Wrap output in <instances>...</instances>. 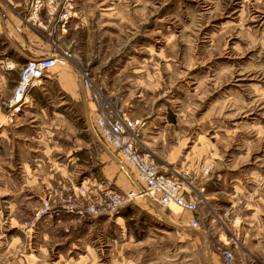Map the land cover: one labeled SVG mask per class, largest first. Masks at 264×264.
Segmentation results:
<instances>
[{
	"label": "rangeland",
	"instance_id": "obj_1",
	"mask_svg": "<svg viewBox=\"0 0 264 264\" xmlns=\"http://www.w3.org/2000/svg\"><path fill=\"white\" fill-rule=\"evenodd\" d=\"M55 4L56 18L44 22L45 30L37 23L23 28L35 37L29 50L31 37L25 35L22 50L23 33L0 20V113L5 115L0 120V264H227L224 252L233 255L234 264H264V0ZM65 4L72 16L59 22ZM41 19L46 20L44 14ZM60 52L70 63L54 68L55 77L69 73L77 89L78 70L84 69L113 108L128 118L155 119L157 145H143L142 151L158 171H164L163 154L156 151L162 143L176 167H209L207 176L195 180L173 173L200 196L196 213L158 206L174 219L177 226H171L139 198L94 216L54 209L36 218L45 198L72 195L82 177L62 193L51 185L54 190L25 200L31 177L21 163L32 158L34 143L22 137L31 132L15 125L21 115L36 120L40 115L45 121H75L80 132L83 122L95 117L94 107L85 97L86 117L78 94L72 99L58 93L61 86L53 78L42 80L38 103L27 97L12 117L6 105L27 60ZM99 152L94 146L95 163ZM192 219L198 221L197 232L186 229Z\"/></svg>",
	"mask_w": 264,
	"mask_h": 264
},
{
	"label": "built area",
	"instance_id": "obj_2",
	"mask_svg": "<svg viewBox=\"0 0 264 264\" xmlns=\"http://www.w3.org/2000/svg\"><path fill=\"white\" fill-rule=\"evenodd\" d=\"M9 1L0 0V5L11 8L9 10L18 23L13 26L17 34H21L24 27L33 29L32 25L35 23L45 30L44 22L50 23L56 18L54 12L56 0H17L19 6L15 8L9 4ZM66 5L62 7L64 12L57 14L59 22H65L69 16H72L68 11L71 9L70 5ZM20 8H23L26 14L21 15L18 10ZM43 14L46 20L41 19ZM0 20L2 23L8 22L7 13L3 9L0 10ZM61 27H64L63 23ZM67 63H70V56L66 52L27 60L20 68L11 98L6 105L7 110L10 111L9 117L20 111L31 90L40 87L42 80L47 79L54 68ZM78 75L83 95L94 107L95 117L89 122L91 129L101 143L120 156L126 170L133 173L135 187L126 193L118 194L114 191L112 180L99 179L96 188L97 199L91 197L86 187L81 186L72 195L56 199L45 198L36 218L54 209L82 217L94 216L101 210H116L141 197L151 199L160 207H168L172 204L181 211L196 213L201 198L191 193L192 186L176 177L173 174L176 172L167 175L158 171L149 154L142 151L144 144L141 134L145 126L144 120L128 118L121 111L113 108L103 93L93 86L87 71L79 69ZM196 172L201 177L207 176L209 167L201 165ZM189 227L199 230L198 221L190 220ZM222 259L227 264H234L230 252H224Z\"/></svg>",
	"mask_w": 264,
	"mask_h": 264
},
{
	"label": "crops",
	"instance_id": "obj_3",
	"mask_svg": "<svg viewBox=\"0 0 264 264\" xmlns=\"http://www.w3.org/2000/svg\"><path fill=\"white\" fill-rule=\"evenodd\" d=\"M9 4L13 6V8L19 6L17 0H10ZM2 9L3 11H6L8 23L13 28V26L17 25L18 23L16 18L9 10L11 8L0 5V10ZM3 28H5L6 30L7 26H3ZM22 33L23 45L20 44L22 46H20L22 50H24V46L26 43L25 35L31 37V39H28L27 50H29L30 47H35L36 45L31 43L35 41V37L32 38L30 31L25 28L23 29ZM27 54L31 55L32 52L28 51ZM57 77H55L52 71L48 79L53 78L58 81L59 85L61 86V89L58 93H64L66 97L68 96L72 99L73 96L78 94L79 100L83 105V110L85 113L84 115H86L87 117L90 108L87 100L85 99V96L83 95V92L81 91V86L77 84V89H75L76 87L74 88V82L67 72L60 75L59 78ZM43 89L37 88L32 90L28 95L30 101L38 103L43 96V94H40V92L38 91H41ZM40 112L46 118L45 112L43 110H41ZM53 114L61 116V114L59 113ZM2 117H5V115L3 113H0V120L2 119ZM137 118H140L144 120V122H147V118ZM18 121L19 122L15 125L14 128L19 129L20 127H22L24 128V132H31L30 135H26L23 133L24 135L20 136L24 137L25 141L29 139L30 141H32V143H34V145L29 148V153L32 152L30 154L33 155L32 158L23 160V162L21 163L22 170L25 171L26 169H28V175L29 177H31V182L28 183V186L30 188L26 189L28 196L24 198L25 200L29 201L34 197L39 198L37 194H40L41 191L45 192V189H52L50 188L51 185L56 186L55 190L59 191V193H62L65 190L66 186H68L69 183L72 184L78 176L82 177L83 184H81V186L86 184V188L90 190L92 195L96 194L97 192L96 188L98 187V180L100 178L114 181L113 185L116 192L125 193L130 190L131 187L132 189H134L135 184L133 173L126 170V168L124 167L125 165L122 164L121 158L117 153L111 152L108 147H106L98 140L90 127L89 122H91V119L89 121L88 118V120L83 122L80 132H78L79 128L77 122L75 121H60L55 118L54 121H45L42 120L40 115L38 120H36V118H28L27 114L21 115ZM46 128H48L50 131L43 132L42 130ZM156 128L157 125L155 119L146 123V126L143 129L142 136L144 146L147 147V145H149V147H151L152 149V147H155L157 145L156 141L157 139H159V137L152 136V130H155ZM82 133H86L85 135L87 136H83ZM144 133H146L145 136ZM94 146H97L100 151L96 156V158H98L100 161L99 163H95L93 160L95 158L93 153ZM157 150L161 151L163 154V157L160 158V161L164 167V171H162L161 173L170 175V172H181L184 179L188 178L191 180L192 176L194 180L198 178L199 175L196 172V168L198 165L197 163L193 168L191 167L184 171L183 168L175 166L174 161L176 160L175 158L172 159V151L169 149V146L167 144L162 143V145L156 148V151ZM170 167L173 168V171L170 170ZM193 182L191 181V183ZM40 184H42V187L44 186L43 190L37 187ZM43 196L42 198L45 197ZM140 199L141 203H145L146 207L149 208L152 213H156L161 219L164 220V222L171 226H177L176 223H174V219L165 215L162 212L163 210L155 205L151 199V201L146 198ZM42 200L43 199H41V201ZM141 203L136 202V204L138 205ZM129 207L130 206H128L127 208ZM187 222L189 221H186V223ZM186 229L191 230L192 232L198 231L195 229H191L189 226Z\"/></svg>",
	"mask_w": 264,
	"mask_h": 264
},
{
	"label": "bare ground",
	"instance_id": "obj_4",
	"mask_svg": "<svg viewBox=\"0 0 264 264\" xmlns=\"http://www.w3.org/2000/svg\"><path fill=\"white\" fill-rule=\"evenodd\" d=\"M122 164H123V163H122ZM141 198H142V197H141ZM170 205H172V204H170ZM170 205H169V206H170ZM177 209H178V208H177Z\"/></svg>",
	"mask_w": 264,
	"mask_h": 264
}]
</instances>
